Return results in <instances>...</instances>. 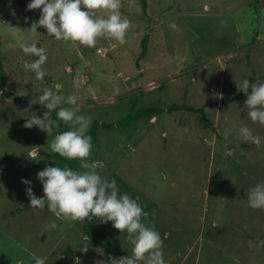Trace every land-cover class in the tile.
Returning <instances> with one entry per match:
<instances>
[{
	"label": "rangeland",
	"instance_id": "obj_1",
	"mask_svg": "<svg viewBox=\"0 0 264 264\" xmlns=\"http://www.w3.org/2000/svg\"><path fill=\"white\" fill-rule=\"evenodd\" d=\"M28 2L0 0V264H34L35 257L46 264H108V258L113 264L132 255L128 234L111 221L94 217L110 240L108 252L83 235V221L30 207L21 178L32 181L37 197L44 195L36 174L57 166L55 136L23 125L43 117L47 109L38 98L55 84L65 97H78L76 105L61 106L91 123L122 119L132 95L138 109L217 102L205 118L158 113L124 129H100L99 148L86 162H99L97 171L121 193L152 205L142 220L160 232L167 264H264V246H254L264 240V209L249 207L247 198L264 182V124L248 118L247 96L219 103L244 79L264 82V0H146V15L139 0H120L131 21L126 42L101 36L91 48L58 41L43 26L33 33L40 10H26ZM95 14L107 15L103 9ZM144 33L148 52L138 71ZM21 38L46 48L43 80L25 71V61L36 58L22 52ZM242 125L261 138L259 146L241 138ZM77 160V170L86 171ZM52 221L58 227L45 231Z\"/></svg>",
	"mask_w": 264,
	"mask_h": 264
},
{
	"label": "clouds",
	"instance_id": "obj_2",
	"mask_svg": "<svg viewBox=\"0 0 264 264\" xmlns=\"http://www.w3.org/2000/svg\"><path fill=\"white\" fill-rule=\"evenodd\" d=\"M120 8V0H29L26 4V10H40L39 18L30 27L33 33L38 32V26H43L47 34L58 41L79 42L89 48L95 47L97 38L101 36L114 38L120 44L126 42L125 34L131 21L122 14ZM96 9L105 10L106 17H97ZM18 43L23 53L36 58L25 61V71L32 72L37 80H43L46 72L42 66L48 59L46 48L38 47L35 41L27 42L23 38ZM61 87L55 84L52 88L43 89L38 102L47 111L43 117L31 116L23 127L31 129L36 126L51 134L56 121L49 117L56 110V117L69 123L70 127L55 135L51 144L52 151L68 160L80 159L81 167L87 170H73L67 165L46 166L36 174L44 193L41 197L35 195L31 180L21 178V182L27 186L25 194L29 198L30 207L47 208L65 220L84 221L85 218L91 220L96 217L101 223L111 221L114 228L128 234L133 245L131 256L113 260V264H167L162 252L161 234L155 227L143 222L142 217L148 213L141 204L128 194L121 193L114 179L103 177L97 171L98 166L102 167L99 162L91 165L86 162L92 149L91 137L86 135L91 117L78 115L73 108L62 107L65 103L76 105L78 97H65L60 93ZM237 87L245 93L251 89L245 100L247 116L253 122L264 124V82L250 84L248 79H244L237 83ZM239 134L244 141L250 140L257 146L261 143V138L253 135L246 125L239 128ZM247 198L249 207L264 209V182L252 187ZM57 227V223L52 221L44 229L47 231ZM252 246L253 242L249 241V247ZM254 246H264V240H258ZM34 264H46V261L35 257Z\"/></svg>",
	"mask_w": 264,
	"mask_h": 264
},
{
	"label": "trees",
	"instance_id": "obj_3",
	"mask_svg": "<svg viewBox=\"0 0 264 264\" xmlns=\"http://www.w3.org/2000/svg\"><path fill=\"white\" fill-rule=\"evenodd\" d=\"M141 9L144 15L147 14V2L146 0H139ZM148 42H149V33H144L141 37L140 44H139V52L135 58V68L139 71L140 70V61L143 60L148 52ZM2 68V64L0 62V71ZM140 73L137 74V78L140 77ZM249 82L252 84L253 78L249 77ZM1 87V86H0ZM251 92V89L248 90V93H245L243 91L238 90V92L232 96L227 97L223 96L219 103L224 104L226 102H235L241 100L243 97H246ZM137 105V99L135 95H132L127 103V114L120 120L112 122V123H104L99 122L97 120H94L89 129L86 132V135H89L91 137L92 142V148L96 151L99 148V140H98V132L100 129L106 130V131H112L116 129H124L127 127H130L134 123H136L139 119L142 118H151L154 114L158 113H166V114H172L174 112H184L189 113L192 115H198L203 118H205V111L208 107H216L218 105L217 102L212 103H204L200 107H192L185 103L181 104H171L170 106L166 108L161 107H145L138 109L136 107ZM51 119L56 121V126L53 128V135L55 136L59 132L67 131L69 130V123L63 122L59 120L56 117V110L53 111ZM53 160L56 163V165L65 164L69 167H71L73 170H77L78 167V160H68L65 157L59 156V154L54 153ZM122 185L128 190L127 185L122 182ZM133 199H136L134 195H131ZM138 201V200H137ZM141 206L143 207L144 211L148 213V216L150 215L149 210L152 207L151 204H144L141 201H138ZM82 233L87 238H93L97 241H99L106 251H110V240L107 237L106 231L102 228H100L93 217V219L89 220L88 218H85V220L82 223ZM108 264H110V258L107 259Z\"/></svg>",
	"mask_w": 264,
	"mask_h": 264
}]
</instances>
